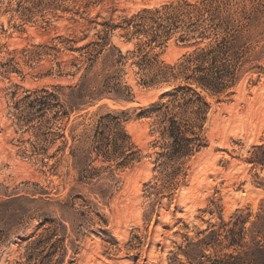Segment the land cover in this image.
Returning a JSON list of instances; mask_svg holds the SVG:
<instances>
[{
  "label": "rangeland",
  "instance_id": "1",
  "mask_svg": "<svg viewBox=\"0 0 264 264\" xmlns=\"http://www.w3.org/2000/svg\"><path fill=\"white\" fill-rule=\"evenodd\" d=\"M0 264H264V0H0Z\"/></svg>",
  "mask_w": 264,
  "mask_h": 264
}]
</instances>
